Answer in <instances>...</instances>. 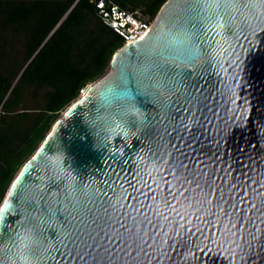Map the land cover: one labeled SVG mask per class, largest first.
Segmentation results:
<instances>
[{
	"label": "water",
	"instance_id": "water-1",
	"mask_svg": "<svg viewBox=\"0 0 264 264\" xmlns=\"http://www.w3.org/2000/svg\"><path fill=\"white\" fill-rule=\"evenodd\" d=\"M176 25L202 54L185 70L143 50ZM118 60L145 115L101 125L95 147L82 117L103 119L93 90ZM0 209V264H264V3L167 0L56 118Z\"/></svg>",
	"mask_w": 264,
	"mask_h": 264
},
{
	"label": "trees",
	"instance_id": "trees-1",
	"mask_svg": "<svg viewBox=\"0 0 264 264\" xmlns=\"http://www.w3.org/2000/svg\"><path fill=\"white\" fill-rule=\"evenodd\" d=\"M98 1L0 0V203L56 118L125 44ZM111 1L155 19L167 0Z\"/></svg>",
	"mask_w": 264,
	"mask_h": 264
},
{
	"label": "clouds",
	"instance_id": "clouds-1",
	"mask_svg": "<svg viewBox=\"0 0 264 264\" xmlns=\"http://www.w3.org/2000/svg\"><path fill=\"white\" fill-rule=\"evenodd\" d=\"M261 2L264 3V0ZM196 39L195 32L186 25L166 26L153 36L143 50L146 55L161 56L172 67L185 70L201 62L202 54ZM124 67L123 61L118 60L114 68L110 67L111 74L108 78L93 90V99L103 119L94 123L82 117V123L94 137L95 147L98 128L102 125L110 133L116 116H134L137 121L144 118V110L137 96L125 90ZM169 87L161 85L155 91L143 90L142 95L147 97L146 103L156 105L161 98L168 95Z\"/></svg>",
	"mask_w": 264,
	"mask_h": 264
},
{
	"label": "built area",
	"instance_id": "built-area-1",
	"mask_svg": "<svg viewBox=\"0 0 264 264\" xmlns=\"http://www.w3.org/2000/svg\"><path fill=\"white\" fill-rule=\"evenodd\" d=\"M108 2L111 3L110 11L105 8L106 0H99L97 6L100 8L104 21L125 37V43L141 38L154 23L155 19L150 16L136 17L133 13L120 10L111 0Z\"/></svg>",
	"mask_w": 264,
	"mask_h": 264
},
{
	"label": "rangeland",
	"instance_id": "rangeland-1",
	"mask_svg": "<svg viewBox=\"0 0 264 264\" xmlns=\"http://www.w3.org/2000/svg\"><path fill=\"white\" fill-rule=\"evenodd\" d=\"M138 15L141 16L142 18H147V17H148V15H143L140 11H138ZM107 70H108V68L106 69V71H107ZM106 71H105V72H106ZM32 154H33V153H32ZM32 154H31V155H32ZM31 155H30V156H31ZM30 156H29V157H30ZM29 157H27L26 160H27ZM26 160H25V161H26ZM23 163H24V162H23ZM23 163H22V164H23ZM22 164H21V165H22ZM21 165L19 166V169H20ZM19 169H18V170H19ZM16 173H17V172H16Z\"/></svg>",
	"mask_w": 264,
	"mask_h": 264
},
{
	"label": "bare ground",
	"instance_id": "bare-ground-1",
	"mask_svg": "<svg viewBox=\"0 0 264 264\" xmlns=\"http://www.w3.org/2000/svg\"><path fill=\"white\" fill-rule=\"evenodd\" d=\"M148 30H149V29H148ZM148 30H146V31L143 33V36L148 32ZM132 41H133V40H130L129 43L132 42ZM87 87H88V85L82 90L81 94L84 93V92L86 91Z\"/></svg>",
	"mask_w": 264,
	"mask_h": 264
},
{
	"label": "snow or ice",
	"instance_id": "snow-or-ice-1",
	"mask_svg": "<svg viewBox=\"0 0 264 264\" xmlns=\"http://www.w3.org/2000/svg\"><path fill=\"white\" fill-rule=\"evenodd\" d=\"M3 210L2 209H0V212H2Z\"/></svg>",
	"mask_w": 264,
	"mask_h": 264
}]
</instances>
